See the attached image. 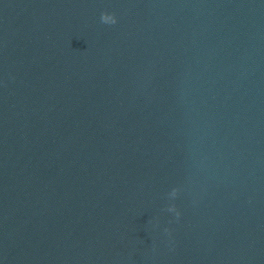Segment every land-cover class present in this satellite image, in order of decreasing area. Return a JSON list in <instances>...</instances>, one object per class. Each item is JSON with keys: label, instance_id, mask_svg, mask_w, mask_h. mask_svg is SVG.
Returning a JSON list of instances; mask_svg holds the SVG:
<instances>
[{"label": "water", "instance_id": "water-1", "mask_svg": "<svg viewBox=\"0 0 264 264\" xmlns=\"http://www.w3.org/2000/svg\"><path fill=\"white\" fill-rule=\"evenodd\" d=\"M0 264H264V0H0Z\"/></svg>", "mask_w": 264, "mask_h": 264}, {"label": "clouds", "instance_id": "clouds-1", "mask_svg": "<svg viewBox=\"0 0 264 264\" xmlns=\"http://www.w3.org/2000/svg\"><path fill=\"white\" fill-rule=\"evenodd\" d=\"M101 22L102 23H106V24H115L117 23V19L115 14H109V13H102L101 14ZM171 195L174 197L176 196V190H173V192L171 193ZM167 211L169 212H175L176 216L179 217L180 213L178 211H176V208L174 205L170 206ZM165 231H168L167 229H165Z\"/></svg>", "mask_w": 264, "mask_h": 264}]
</instances>
